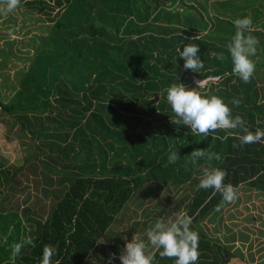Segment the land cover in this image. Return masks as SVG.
I'll use <instances>...</instances> for the list:
<instances>
[{
  "label": "trees",
  "instance_id": "16d2710c",
  "mask_svg": "<svg viewBox=\"0 0 264 264\" xmlns=\"http://www.w3.org/2000/svg\"><path fill=\"white\" fill-rule=\"evenodd\" d=\"M2 12L0 124L9 131L17 125L31 163L24 175L32 176L37 191L53 186L57 177L65 190L44 223L25 209L32 244L23 245L14 259L12 247H3L0 264H41L45 245L55 250L51 264H109L113 253L112 264H122L119 256L142 232L141 224L154 225L161 215L168 221L180 212L192 217L191 230L198 234L195 264L247 262L240 248L201 226L226 203L221 193L197 186L202 169L211 167L225 171L223 183L235 191L244 184L264 189V142L240 146L229 135L242 134L239 129L191 133L182 121L176 123L180 118L167 89L180 83L195 89L196 80L217 75L218 81L196 91L221 98L253 133L264 130V0H20L13 19ZM245 17L252 20L245 35L259 41L250 57L255 71L249 83L232 74L227 48L236 32L233 21ZM187 44L199 46L200 72L183 67L177 49ZM156 94L159 99L150 103ZM13 141L20 162L21 146ZM1 147L0 201L8 210L25 165L10 164ZM194 149L221 159L193 163ZM170 152L179 156L172 164ZM141 214L143 222L132 221ZM125 219L131 229L117 231ZM8 237L14 241V234ZM146 254L153 256L152 264H174L150 244Z\"/></svg>",
  "mask_w": 264,
  "mask_h": 264
},
{
  "label": "clouds",
  "instance_id": "9594fccd",
  "mask_svg": "<svg viewBox=\"0 0 264 264\" xmlns=\"http://www.w3.org/2000/svg\"><path fill=\"white\" fill-rule=\"evenodd\" d=\"M20 4V0H0V11L5 13L15 10ZM236 27L235 35L227 45L228 52L231 55L233 68L232 74L239 77L244 83H249L255 71V64L250 57L255 56L257 52L256 45L259 41L252 35H245L252 25L249 17L236 19L233 21ZM195 38H198L196 36ZM179 56L185 60L184 69H191L193 72H200L204 68V62L198 55L199 46L187 44L181 49H177ZM218 59L224 60V54H218ZM195 89H187L184 84H172L167 89V101L171 105L172 111L176 114L183 125L190 128L191 133L208 136L214 134L218 129H239L240 133L230 132L229 135H236L240 141V146L264 142V130L257 129L254 133L245 127L241 116L231 115V110L224 101L217 97H203L196 89L203 85V81H195ZM231 103L239 106L238 100ZM173 122V121H172ZM213 139H224L213 135ZM237 147V145H233ZM192 162L206 157L208 160H220L219 154L206 153L203 149H194L191 152ZM179 159L176 152H170L168 162L175 163ZM227 173L218 168L204 167L202 169V178L198 184V189H214L221 193L222 203H231L236 199V191L231 184L223 183ZM219 210V207L217 208ZM192 217L180 212L175 214L174 219L164 221L157 219L154 225L146 231L148 244L159 251L161 258H174V264H195L198 260V234L191 230ZM125 240L127 238L125 237ZM24 243L32 244L30 238H26ZM98 243H103L98 240ZM148 244L141 240L137 233L130 242L126 243L125 249L119 256L122 264H152L153 256L146 254ZM22 243L12 245V258L19 254ZM162 249V250H161ZM54 249L48 245L44 246L41 264H51V257ZM116 258L115 253L111 254L109 264ZM57 264L59 262L57 261Z\"/></svg>",
  "mask_w": 264,
  "mask_h": 264
},
{
  "label": "rangeland",
  "instance_id": "374dc122",
  "mask_svg": "<svg viewBox=\"0 0 264 264\" xmlns=\"http://www.w3.org/2000/svg\"><path fill=\"white\" fill-rule=\"evenodd\" d=\"M1 14L7 16V13L5 12H2ZM12 15V12H8L7 18L13 19ZM14 35L15 34H12V36ZM1 124L0 146L3 147L4 145L6 148L5 149L1 147L3 149L2 156L8 158L10 160V164H22L25 165V168L24 173H20V175L18 176V179H21L22 183L20 187H18L17 191H13L14 194L11 198L12 204L14 202L18 203L17 206L19 205V208H14V206L10 203L9 205H7L8 210H6V203L0 201V253L3 247L11 248L15 243H22L23 245L27 244L24 243L25 239L30 236L29 223L24 217V211L27 207L31 210L29 216L32 217V219L41 220L42 223H44L49 216L48 213L50 211V208L52 207V204L63 198L65 190L64 188H60L59 185H57L59 184V180L61 178L57 177L56 181H54L53 186L50 185L48 188L43 187L41 191H37L32 176L27 178L24 175L25 172H30L29 168H31V163L30 161H25L27 150H25L26 147H23L21 145V142H19L21 140L20 138H18L16 133L17 125L15 127V130L9 131L4 125ZM14 138L17 139L15 143L19 144L22 147H17V150L20 153L18 154L20 156V162L15 161V156L17 154L14 151ZM38 198L40 200H38ZM37 205H41V207H35ZM152 216L153 218H155L154 215ZM212 218H214V220H212ZM144 219L146 218L143 214H141L140 216L134 217L132 221L139 220L143 222ZM155 219H163V216L161 215V217ZM126 220L127 219L120 223V228L117 231H122V233H125L126 230L131 229V225H133V223H127ZM65 222H68L66 218ZM151 224L152 222L150 221L147 222V224H141L140 231L146 233L147 229L153 226ZM201 226L206 229L212 236L220 240V242L232 245L234 248H240L245 254V257L249 264H264L263 188L253 187L246 184L242 185L236 191V199L234 200V202L226 203V205L221 207V209L212 213L211 216L206 217L201 222ZM142 232L136 233L138 236H142ZM10 233L14 234V241L11 243H9L8 237ZM25 236L27 237L25 238ZM246 236H249V239H247ZM130 241L131 240H128V242ZM10 255L12 257V254ZM234 261L235 263L232 264H248L247 262L239 260L238 258H236V260Z\"/></svg>",
  "mask_w": 264,
  "mask_h": 264
},
{
  "label": "built area",
  "instance_id": "2783aa9c",
  "mask_svg": "<svg viewBox=\"0 0 264 264\" xmlns=\"http://www.w3.org/2000/svg\"><path fill=\"white\" fill-rule=\"evenodd\" d=\"M219 76H217V75H207V76H205V77H203V78H201V79H198V80H201V81H203V85L201 86V87H204V86H206L207 84H209V83H211V82H213V81H218L219 80ZM195 83V82H194ZM195 85H196V83H195ZM197 86V85H196Z\"/></svg>",
  "mask_w": 264,
  "mask_h": 264
},
{
  "label": "water",
  "instance_id": "95a60500",
  "mask_svg": "<svg viewBox=\"0 0 264 264\" xmlns=\"http://www.w3.org/2000/svg\"><path fill=\"white\" fill-rule=\"evenodd\" d=\"M158 99H159V95L156 94V96L150 101V103L156 102Z\"/></svg>",
  "mask_w": 264,
  "mask_h": 264
}]
</instances>
